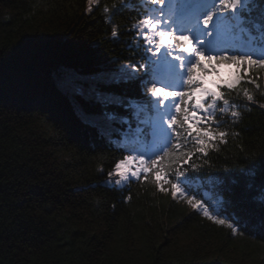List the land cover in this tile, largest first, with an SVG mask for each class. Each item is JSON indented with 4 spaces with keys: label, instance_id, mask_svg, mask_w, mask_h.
<instances>
[{
    "label": "trees",
    "instance_id": "obj_1",
    "mask_svg": "<svg viewBox=\"0 0 264 264\" xmlns=\"http://www.w3.org/2000/svg\"><path fill=\"white\" fill-rule=\"evenodd\" d=\"M114 2L101 0L89 13L87 0H0V264H264V96L258 92L250 110L242 93L228 94L243 117L237 125L225 117L224 127L239 135L210 150L198 173L199 191L219 201L222 218L238 221L242 234L152 184L104 183L124 155L110 142L120 133L101 134L105 114L130 119L133 127L137 121L135 108L104 99L147 106L142 82L119 80L141 55L131 46L134 11L113 17L120 34L111 36L103 5ZM63 68L94 75L97 91L71 95L58 81Z\"/></svg>",
    "mask_w": 264,
    "mask_h": 264
},
{
    "label": "snow or ice",
    "instance_id": "obj_2",
    "mask_svg": "<svg viewBox=\"0 0 264 264\" xmlns=\"http://www.w3.org/2000/svg\"><path fill=\"white\" fill-rule=\"evenodd\" d=\"M100 5L101 0H87V12ZM125 9L138 17L130 29L131 46L141 59L125 65L119 80L142 82L153 115L142 121L143 103L123 97L104 99L105 104L135 108L138 121L133 127L130 119L105 114L101 134L111 138L113 132L120 133L122 139L110 142L124 153L107 173L106 183L115 188L133 182L152 184L206 219L242 234L238 221L222 218L219 201L213 203L199 191L198 173L210 150L218 151L230 135H239L224 127L228 121L239 124L243 117L241 105L230 102L228 94L242 93L249 110L257 103L256 92L264 96L260 91L264 77L255 75L264 72V0H115L111 6L103 5L112 37L120 34L113 17ZM223 65L235 69L226 79L208 81L209 75L219 76ZM81 118L97 126L86 112ZM115 123L127 125L126 131L113 129Z\"/></svg>",
    "mask_w": 264,
    "mask_h": 264
},
{
    "label": "rangeland",
    "instance_id": "obj_3",
    "mask_svg": "<svg viewBox=\"0 0 264 264\" xmlns=\"http://www.w3.org/2000/svg\"><path fill=\"white\" fill-rule=\"evenodd\" d=\"M235 66H228L223 65L220 67L219 70V76L216 74H212L207 76L208 81H212L215 79H218L220 77L228 78L229 74L234 71ZM58 75V81H60V84L64 89H66L71 95L74 92L81 91L83 94H92L96 92L95 87V76L94 75H80L73 71L60 69V72L57 73ZM101 78H103V75H100ZM80 113L83 112V110L78 107L77 108ZM136 112V110H135ZM152 112L148 110L147 106H145V110L139 114V120L147 121L152 118ZM136 117V116H135ZM137 121L135 120L134 126H136ZM142 127L146 125H141ZM108 180V176L104 178V183H106Z\"/></svg>",
    "mask_w": 264,
    "mask_h": 264
}]
</instances>
